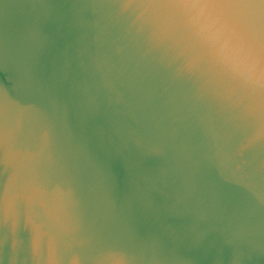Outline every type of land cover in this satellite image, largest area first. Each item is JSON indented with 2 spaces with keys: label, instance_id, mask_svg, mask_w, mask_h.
Instances as JSON below:
<instances>
[{
  "label": "water",
  "instance_id": "1",
  "mask_svg": "<svg viewBox=\"0 0 264 264\" xmlns=\"http://www.w3.org/2000/svg\"><path fill=\"white\" fill-rule=\"evenodd\" d=\"M0 264H264V0H0Z\"/></svg>",
  "mask_w": 264,
  "mask_h": 264
}]
</instances>
